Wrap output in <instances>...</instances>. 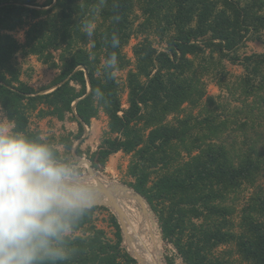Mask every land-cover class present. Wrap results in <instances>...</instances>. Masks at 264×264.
<instances>
[{
	"label": "trees",
	"instance_id": "16d2710c",
	"mask_svg": "<svg viewBox=\"0 0 264 264\" xmlns=\"http://www.w3.org/2000/svg\"><path fill=\"white\" fill-rule=\"evenodd\" d=\"M136 8L143 17L138 26ZM262 10L263 0L244 4L239 0H0V106L19 129L39 135L30 131L29 119L40 105L48 110H40L39 116L62 121L66 114L74 113L72 105L77 102L75 112L82 120H78L77 138L83 134L84 124L90 125L103 109L110 118V132L123 139L106 140L108 147L101 150L99 163L104 165L119 150L132 154L128 174L134 181L130 186L145 197L158 217L163 239L176 248L184 264H230L229 258L233 256L240 257L241 264H264V223L245 217L241 234L232 232L228 217L232 212L221 208L218 196L208 195L209 187L203 185L212 181L224 186L227 192H236L244 184H254L263 163L256 145L236 152L234 158L223 147L210 149L203 154L204 162L198 158L175 167V155L168 147L173 139L187 144V129L180 131L164 124L165 118L184 102L203 96L200 78L190 72L197 63L186 57L196 50L201 63L208 66L217 61L214 53L220 54L217 65L221 67L222 60L228 58L245 65L247 75L239 81L245 98L242 104L246 105L252 97L255 101L263 99L259 96L264 91V53L246 56L241 62L236 56L246 40L254 39L264 29ZM94 21L100 24L90 30L93 35L89 37L87 33ZM20 30L24 31L22 43L14 36ZM134 34L141 38L133 48L137 70L129 75L130 108L120 117L118 84L115 75L109 77L106 71L107 61L116 54L117 69L128 68L130 61L123 48ZM113 35L119 39L118 47L112 46ZM150 35L165 41L167 48L157 50ZM204 35L207 39L202 41V50L192 40ZM90 42L92 48L87 50ZM205 49L209 54L204 53ZM58 50L61 65L53 58L52 51ZM18 54L35 56L52 69H60L46 90L55 89L39 94L21 81L16 69ZM154 70L157 72L152 74ZM140 78L145 81L142 83ZM96 90L103 93V100L94 96ZM138 122L143 125L138 127ZM203 123L217 135L220 126L214 118ZM148 128L153 129L144 141L140 131ZM66 147L70 148L71 142ZM77 154L82 155L80 150ZM83 168L87 170V166ZM259 199V211L264 214V201ZM202 208L208 216L195 224L192 219L204 214ZM98 209L107 210L95 207L75 232V253L68 264H138L123 246L121 228L114 215L110 214L108 219L113 237L97 227ZM159 242L163 257L166 250L160 232ZM220 246L231 247L226 252L227 260L214 258V251ZM168 260V264H174L172 259Z\"/></svg>",
	"mask_w": 264,
	"mask_h": 264
},
{
	"label": "rangeland",
	"instance_id": "374dc122",
	"mask_svg": "<svg viewBox=\"0 0 264 264\" xmlns=\"http://www.w3.org/2000/svg\"><path fill=\"white\" fill-rule=\"evenodd\" d=\"M39 1L42 3L44 0ZM239 1L244 4L252 0ZM135 14L137 18L135 26H138V24L143 21V17L138 8L135 9ZM263 14L264 10H262V15ZM99 24L100 22L94 21L89 31L96 29ZM14 36L19 42H24V31L20 30L14 33ZM149 38L157 50L162 51L167 48V43L165 41H159L156 35H150ZM197 38V40L192 41L195 46L198 45L203 50L204 45H202V41H205L207 36H198ZM140 39V36L138 37L134 34L132 39L123 48V53L127 57V60L130 61V66L125 69H117L114 72L115 80L118 84L117 95L120 101L118 115L120 117L130 108L131 101L128 81L130 72L136 73L137 70V60L133 53V48ZM91 48L92 44L90 42L87 46V50ZM205 50L204 53L209 54L208 49ZM197 52L199 53V50H196L195 54L188 53L186 57L197 63L196 67L190 72L192 75L200 78L203 87L201 86L199 89H202L203 96L199 99L184 102L175 113L172 112L173 114H169L167 118H165L164 124L179 128L180 131L187 129L188 134L187 144L181 142L180 139H173L168 149H172V154L175 155L176 159L175 167H177L178 165L184 166L198 158L204 162L205 156H203V154H206L210 149H219L223 147L229 154V157L234 158L236 152L242 153L250 148L252 144V146H254V144L256 145L258 154L263 163L258 167L257 173H259V176L254 184H244L236 192H227L224 186H217L216 183L212 184V181L203 183V185H208L209 187L206 193L208 195L214 194L218 196L217 202L220 207L232 212V215L228 216L231 221L230 229L232 232L241 234L243 227L242 220L245 217H254L264 223V214L259 211L261 202L259 198L261 197L264 201V91H262L259 96L263 99L259 98L255 101L254 97L248 98L246 100V105H243L242 103L245 98L241 94L242 89L239 81L247 75L248 71L246 70V66L239 62L233 63L232 60L228 58V60H222L221 67L217 65V61L220 57V54L217 53L213 54L217 59L215 64H213V66H208L201 63V58ZM52 53L55 63L61 65V50L52 51ZM257 53H264V29L260 30L259 34L256 35L254 39L250 38L246 40L237 50L236 56L239 57L241 62L244 57ZM230 55L232 54L230 53ZM15 60L16 69L20 72L21 81L27 83L30 87L38 91L39 94H46L55 89L46 90L60 74V69H52L49 65L39 61L35 56L24 57L18 54ZM156 72L157 70H154L152 74ZM140 81L143 83L145 79L140 78ZM234 109L241 111L236 112ZM40 110L47 111L48 107L40 105L36 111L30 114V131L39 133L45 140L55 142L58 150L62 153L70 151L73 155L79 157V159L83 158L90 161L93 164V168L99 173L97 177L99 179H101V177L103 178L100 181L105 188L111 189L106 182V180H108L116 181L120 185L134 189L130 186L134 178L128 174L132 154H127L124 150H119L111 154L104 165L99 163L98 159L101 150L107 149L108 147L105 143L106 140H113L115 138L123 139L118 133L110 132V118L103 109L100 108L98 117L93 118L90 121V125L85 126L83 134L79 138L76 136L80 131L78 120L81 119L76 115V112L66 114L64 120L61 121L52 116H45L42 118L39 116ZM0 118H6L1 106ZM207 118L211 120L214 118L216 124L220 126L216 136H214L207 125L203 123ZM186 121H188V123L185 124ZM243 123H247L246 126H242ZM137 125L140 127L143 123L138 122ZM152 129L153 128H148L145 131H140L144 141L149 137ZM70 142L71 147H66V144ZM193 144H195V146L192 150H189L188 148L192 147ZM78 150L81 151V156L77 154ZM252 158H256V156H252ZM84 171L88 174L85 168ZM166 171H168V169H166ZM115 190V199H117V202L125 212L127 218L137 230L139 238L142 241L141 243L138 241L136 242L135 238L130 237L126 233L129 241L128 243L124 241L123 246L125 249L137 255L140 258L141 264H154L152 256L158 264H168V259H172L174 264H184L182 259L177 255L176 248L164 239L166 252L163 257L161 256V244L159 242L158 230V225L160 227V224L156 213L154 212L155 215H153L148 212L149 209L145 206L146 213L144 214L141 204L134 200L135 198L132 197L133 193L131 191H124L120 187H116ZM202 209L204 214L199 218L192 219L195 224L202 223L205 221V217L208 216L207 210L204 208ZM110 214H112V212L109 209H98L95 212V223L97 227L105 229L109 237H113V230L108 225ZM76 235H81V233H77ZM142 244L147 246L149 252H146ZM230 250L231 247L229 246H220L214 251V258L227 260L229 256L226 252ZM239 258L240 257L236 256L230 257V264H241ZM242 264L250 263L243 261Z\"/></svg>",
	"mask_w": 264,
	"mask_h": 264
},
{
	"label": "clouds",
	"instance_id": "9594fccd",
	"mask_svg": "<svg viewBox=\"0 0 264 264\" xmlns=\"http://www.w3.org/2000/svg\"><path fill=\"white\" fill-rule=\"evenodd\" d=\"M116 69L112 54L109 77ZM94 96L104 98L100 90ZM98 198L99 186L79 157L0 118V264H68L73 236Z\"/></svg>",
	"mask_w": 264,
	"mask_h": 264
},
{
	"label": "water",
	"instance_id": "95a60500",
	"mask_svg": "<svg viewBox=\"0 0 264 264\" xmlns=\"http://www.w3.org/2000/svg\"><path fill=\"white\" fill-rule=\"evenodd\" d=\"M88 92H90V85H89V88H88ZM76 103L77 102H74L73 105H72L74 112H75ZM85 126L86 125L84 124V127ZM80 160L82 162V165H84L85 163L87 164V173L90 174V176L93 178L94 183H97L98 186H99V198L97 200V206L96 207H105V208L109 209L112 212V214L116 217V219H117V221H118V223L120 225L121 235L123 237V243H124V241H126L128 243L129 238L126 236V225L124 224V220H123L124 219V214L121 211V207L119 206V204L117 203V201H116V199L114 197L115 193H116L115 188L116 187H120L124 191H131L133 193L132 197L135 198L134 200H136L139 204H141V206H143L142 212L144 214L146 213L145 204L147 205L148 209L151 211V213L153 215H155L154 211L152 210L151 206L149 205V203L147 202L145 197H143L140 193H138L136 190H134L132 188L120 185L116 181H108V180H106V182L109 184V187L111 189L105 188V186L100 181L103 178L101 177V179H99L97 177V174H99V173L93 168V164L90 161H88L86 159H83V158L80 159ZM158 230H159V232L161 234V238L163 240L162 230L159 227V225H158ZM163 242H164V240H163ZM127 251L137 262H139V264H141L140 258L137 255L132 254L129 250H127Z\"/></svg>",
	"mask_w": 264,
	"mask_h": 264
},
{
	"label": "bare ground",
	"instance_id": "6f19581e",
	"mask_svg": "<svg viewBox=\"0 0 264 264\" xmlns=\"http://www.w3.org/2000/svg\"><path fill=\"white\" fill-rule=\"evenodd\" d=\"M85 166H87V164L85 163L84 164ZM116 201H117V199H116ZM118 203V202H117ZM119 204V203H118ZM120 206V205H119ZM121 211L123 212V214H124V224L126 225V233L130 236V237H132V238H135V241L137 242H142L141 240H140V238H139V235H138V233H137V230L135 229V227L132 225V223L130 222V220L127 218V216H126V214H125V212L123 211V209L121 208ZM139 243V244H140ZM143 245V244H142ZM144 247H145V250H146V252H149V250H148V248H147V246L146 245H143ZM148 254V253H147ZM153 255V254H152ZM150 257V256H149ZM152 258H153V263L154 264H158L157 263V261L155 260V258L152 256ZM152 260V259H151Z\"/></svg>",
	"mask_w": 264,
	"mask_h": 264
}]
</instances>
